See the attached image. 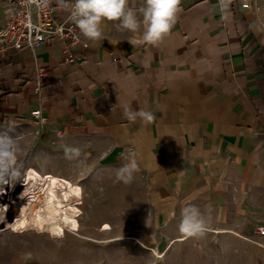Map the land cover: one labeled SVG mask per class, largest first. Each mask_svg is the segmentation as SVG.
<instances>
[{
  "label": "crops",
  "instance_id": "0c3cea01",
  "mask_svg": "<svg viewBox=\"0 0 264 264\" xmlns=\"http://www.w3.org/2000/svg\"><path fill=\"white\" fill-rule=\"evenodd\" d=\"M129 2L138 7L142 0ZM249 2L231 3L222 16L218 0H182L158 46L116 22L104 24L99 42L41 45L49 120L41 130L32 114L39 105L32 52L0 49V133L33 134V150L42 140L50 156L78 146L88 171L120 167L134 152L162 222L191 204L210 226H264V0ZM53 14L67 17L54 4ZM127 106L152 111L156 120L130 122ZM36 130L43 132L34 136Z\"/></svg>",
  "mask_w": 264,
  "mask_h": 264
},
{
  "label": "rangeland",
  "instance_id": "374dc122",
  "mask_svg": "<svg viewBox=\"0 0 264 264\" xmlns=\"http://www.w3.org/2000/svg\"><path fill=\"white\" fill-rule=\"evenodd\" d=\"M42 132L36 130L34 136ZM32 137H22L28 149L35 141ZM44 144L41 140L40 149L34 144L26 164L32 170L29 179L12 186L13 199L24 189L39 190L46 181L61 184V220L66 229L38 228L31 213L14 224L25 230L13 231L10 219L15 212L0 216V264H264L261 225L248 232L233 228L221 232L210 226L212 231L202 239L170 243L182 236L177 229L180 216L162 222L158 208L149 204L143 175L137 172L126 185L116 180L119 166L88 171L92 166H77L63 155L50 156ZM26 252L32 259L22 258Z\"/></svg>",
  "mask_w": 264,
  "mask_h": 264
},
{
  "label": "clouds",
  "instance_id": "9594fccd",
  "mask_svg": "<svg viewBox=\"0 0 264 264\" xmlns=\"http://www.w3.org/2000/svg\"><path fill=\"white\" fill-rule=\"evenodd\" d=\"M26 5H35L37 10H43L55 5L57 10L67 13L66 23L75 24L86 40L99 42L106 38L104 24L116 22L119 30L131 33L140 32V42L148 46H158L174 28L178 14L181 12L182 0H142L135 7L129 0H25ZM232 0H219L216 7L221 15H225ZM32 27V25H29ZM79 38V37H77ZM124 117L130 122L138 119L143 123H152L156 117L152 111L143 108H124ZM64 159L75 162L77 166L85 164L82 150L78 146L64 145ZM29 149L23 143L20 134L12 135L8 132L0 133V193L4 186H14L23 182L31 169L26 167ZM140 171L136 154L131 152L127 163L115 170L116 180L123 184H131L135 174ZM13 231H24L12 225ZM178 232L184 239H202L212 231L209 220L195 205L181 208L177 225ZM62 235V233H61ZM25 261L32 259V253L26 252L22 257Z\"/></svg>",
  "mask_w": 264,
  "mask_h": 264
},
{
  "label": "built area",
  "instance_id": "2783aa9c",
  "mask_svg": "<svg viewBox=\"0 0 264 264\" xmlns=\"http://www.w3.org/2000/svg\"><path fill=\"white\" fill-rule=\"evenodd\" d=\"M0 1L5 3V18L3 22H0V49L4 51L7 46H12L16 49L28 48L35 58V92L38 96L39 105L32 110V114L35 124L41 130L49 123L42 103L44 87L48 81V71L47 67L38 60V47L47 42H52L53 39L63 40L68 48L76 43L86 42L75 24L66 23L67 17L63 20L56 18L53 14V5L50 8L37 10L35 5L31 7L26 5L25 0ZM238 1H241L244 7L250 6L249 0H232V3ZM29 25H32V27H29ZM72 59L73 56L66 58V60ZM56 132L59 135L62 134L61 129H57ZM32 152L33 148L31 147L29 155ZM28 175L24 181L29 179ZM259 233L264 235V226L259 227Z\"/></svg>",
  "mask_w": 264,
  "mask_h": 264
},
{
  "label": "bare ground",
  "instance_id": "6f19581e",
  "mask_svg": "<svg viewBox=\"0 0 264 264\" xmlns=\"http://www.w3.org/2000/svg\"><path fill=\"white\" fill-rule=\"evenodd\" d=\"M27 184V181L20 182L18 186ZM7 191L0 193V216L8 214L13 217L10 222L17 224L26 219L33 213V222L38 228H47L51 232H59L66 229V225L61 220L62 208L61 199L63 188L61 184L54 181H46L39 190L24 189L19 192L16 199L12 186L5 185ZM69 229V228H68ZM218 231H232L228 228H218ZM182 236L174 238L170 243L176 240H183ZM170 247V246H169Z\"/></svg>",
  "mask_w": 264,
  "mask_h": 264
}]
</instances>
